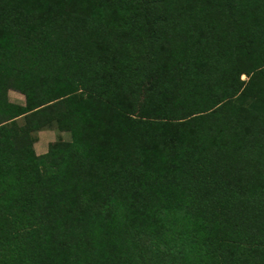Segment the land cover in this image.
<instances>
[{
    "label": "trees",
    "instance_id": "1",
    "mask_svg": "<svg viewBox=\"0 0 264 264\" xmlns=\"http://www.w3.org/2000/svg\"><path fill=\"white\" fill-rule=\"evenodd\" d=\"M0 264H264V0H0Z\"/></svg>",
    "mask_w": 264,
    "mask_h": 264
},
{
    "label": "crops",
    "instance_id": "2",
    "mask_svg": "<svg viewBox=\"0 0 264 264\" xmlns=\"http://www.w3.org/2000/svg\"><path fill=\"white\" fill-rule=\"evenodd\" d=\"M15 103H18V102H15ZM18 104H24V98H23V102H20ZM55 131L56 129H52V130L43 129L37 132V138L33 145L35 152L37 154H42L47 151L48 143L51 141H54L57 136Z\"/></svg>",
    "mask_w": 264,
    "mask_h": 264
},
{
    "label": "rangeland",
    "instance_id": "3",
    "mask_svg": "<svg viewBox=\"0 0 264 264\" xmlns=\"http://www.w3.org/2000/svg\"><path fill=\"white\" fill-rule=\"evenodd\" d=\"M242 78H244V76H242ZM8 97L11 101L18 102V103L23 102V98H24V96L21 93H19L17 91H13V90H10L8 92ZM52 129H55V128H49V129H45V130H52ZM55 133H56L57 137H61L65 140L70 138V135L68 132H58L56 130Z\"/></svg>",
    "mask_w": 264,
    "mask_h": 264
}]
</instances>
